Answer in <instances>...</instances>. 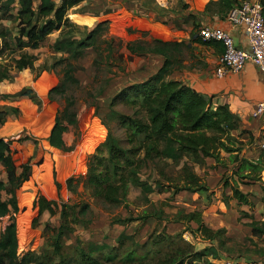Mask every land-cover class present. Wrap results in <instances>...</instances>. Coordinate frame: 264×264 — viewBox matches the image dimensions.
Here are the masks:
<instances>
[{"label": "rangeland", "instance_id": "374dc122", "mask_svg": "<svg viewBox=\"0 0 264 264\" xmlns=\"http://www.w3.org/2000/svg\"><path fill=\"white\" fill-rule=\"evenodd\" d=\"M88 1L68 9L65 25L50 33L36 48L9 49L0 53V138L9 142L11 155L19 170L23 165L29 167V178L15 189L20 210L13 217L17 223L21 252L29 249L39 252L49 247L52 231L60 223L58 213L50 215L45 211L38 215L33 199L43 195L58 203L89 205L91 213L87 216L92 215L93 222L84 228L76 226L71 235L65 233L63 242L68 251L77 243L83 244L87 250L91 247L86 245L88 242L116 245L121 233L126 235L125 243L140 244L156 231L171 235L181 233L182 239L192 244L194 250L213 246L217 254L210 253L206 258L214 264H258L261 260L259 256L263 261L264 237L253 236L248 223L251 218L259 225L264 222V172L260 181L247 183V186L240 184L251 189L250 192L245 190L254 202L248 206L231 198L227 202L224 200L222 177L231 173L233 166L230 164L228 168H219L214 166L212 159L202 165L192 164L190 157L185 156L178 163L166 159V164H160L167 177L164 180L149 163L140 169V178L151 182L161 179L166 186H170L163 192L153 191L147 195L155 207H161L165 213L163 219L147 222L132 220L123 225L115 222V219L136 216L143 208L151 207L144 204V195L138 187L130 186L126 197L117 204L107 203L91 194L87 182L88 169L91 163L106 159L107 131L122 146L128 147L125 144V129L117 114H132L137 107L122 96L114 99L111 106V98L122 87L151 73L156 57L151 50L161 45L166 35L172 37L169 41H180L176 50L173 46L170 48L172 64L168 78L179 79L175 75L189 67L191 61L194 63V58L191 57L190 47L185 45L191 34L185 40L184 33L175 35L171 31L180 21L157 17L149 9L136 11L135 6H130L134 10L128 8L110 12L105 9L103 0ZM17 7L13 4L8 12L0 10V17H6L0 21V27H9L16 32L17 22L8 17L16 14ZM160 22L171 33L164 26L158 28ZM95 29L93 39H86ZM83 39L90 42L88 47L79 45ZM128 46L136 51L131 52ZM140 47L144 50L140 51ZM23 53L25 64L23 68H18L15 59ZM128 93L131 97L134 92L129 89ZM55 117H59L66 126L64 147L59 149L50 147L47 140ZM238 138L243 141L241 154L250 158L259 153L264 143L259 139L250 143ZM221 155L227 157L226 152ZM186 158L208 186L207 191L201 190L200 194L173 191L171 185L180 183L179 172ZM0 178L5 180L1 165ZM68 178L72 179L74 192L68 191ZM56 182L60 188L56 187ZM8 197V192L3 193V198ZM79 208L77 205L76 209ZM177 210L199 211L205 224L212 229L224 228V235L222 233L210 241L191 233L186 230L185 223L175 219ZM10 215L0 220V235L12 217L9 218ZM190 225L194 227L195 223ZM221 239L223 248L216 246ZM157 247L148 245L150 249ZM161 253H155L154 257ZM204 259L195 258L192 262L202 264Z\"/></svg>", "mask_w": 264, "mask_h": 264}, {"label": "trees", "instance_id": "16d2710c", "mask_svg": "<svg viewBox=\"0 0 264 264\" xmlns=\"http://www.w3.org/2000/svg\"><path fill=\"white\" fill-rule=\"evenodd\" d=\"M1 1V0H0ZM83 0H5L0 3V10L8 12L13 4H17L15 15H9L16 21V32L9 27H0V53L5 50H22L25 47L36 48L50 33L61 29L66 23L67 10L78 5ZM264 16V0H260ZM6 17H0L3 20ZM91 31L86 39L91 40L94 33ZM83 39L79 42L82 47H88L90 42ZM180 41L163 40L161 45L155 46L151 51L161 57L159 65H152L153 72L134 83L122 87L111 98L110 105L119 96L126 98L133 106L132 114L118 113L117 118L124 127L125 144L121 143L107 131L106 149L107 157L98 162L91 163L88 169L87 182L91 187V194L101 198L107 203L117 204L126 197L130 186L138 187L144 195V204L150 208H143L136 216L115 219V222L126 224L128 221L139 220L147 222L150 219H163L165 213L161 207L156 208L147 195L153 191L163 192L166 186L161 179H142L140 169L149 163L157 169L160 178L166 180L163 167L166 159L179 162L184 156L190 157L193 163L202 165L206 158H212L214 166L228 168L232 171L228 176L222 177V193L224 200L234 199L240 204L252 206L250 193L239 188V184H247L261 180L264 172V149L253 158L241 154L243 141L235 133L238 128V118L227 104L213 105L212 98L205 96L199 90L182 80L168 78L171 72L172 57L170 48L175 50ZM187 46V43H185ZM131 52L136 51L128 46ZM140 51L144 48L140 47ZM24 53L15 59V65L23 68ZM69 77V75H68ZM72 80L73 78L70 77ZM134 93L130 97L128 90ZM60 90V89H59ZM65 124L59 117H55L48 135V144L52 148H63V133ZM252 137H250L251 139ZM227 153V157L221 155ZM189 158L182 161L180 168V183L171 185L173 191L186 190L196 193L199 190H208ZM0 165L4 168L5 180L0 179V220L9 216V222L4 226L0 235V264H193L195 258H205L202 264H214L206 256L210 253L217 254L213 246L194 250L193 245L184 241L181 233L174 235L166 232L150 233L143 243L127 244L125 233L118 236L116 245L107 243L88 242L85 249L83 244L72 245L70 251L63 242L65 233L71 235L76 225L86 227L92 221L88 203H72L65 201L58 203L54 199H47L37 195L33 199V206L38 208V215L47 211L50 215L58 213L59 225L52 231L50 246L42 251L27 250L21 252L16 213L20 210L16 199L17 185L29 178L27 165L22 170L15 164L11 155L9 142L0 138ZM224 175V174H223ZM9 184V188L7 187ZM68 191L74 192L72 179H67ZM56 187L60 184L56 182ZM166 188V189H165ZM264 189V185L262 186ZM225 190L228 191L227 195ZM9 197L3 198V193ZM79 205L80 208L76 209ZM264 214V213H263ZM82 216V217H81ZM83 216H87L83 219ZM264 216V215H263ZM177 221L186 224V230L200 235L207 240H214L223 233L224 228L212 229L202 221L197 210H177ZM195 223L191 226L190 223ZM248 225L253 236L264 237V222L260 225L251 218ZM182 244H180V243ZM161 244V246H160ZM165 244V245H162ZM148 245L159 246L150 249ZM216 246L223 248V241ZM215 246V247H216ZM162 252L157 258L155 253ZM194 257V258H193Z\"/></svg>", "mask_w": 264, "mask_h": 264}, {"label": "crops", "instance_id": "0c3cea01", "mask_svg": "<svg viewBox=\"0 0 264 264\" xmlns=\"http://www.w3.org/2000/svg\"><path fill=\"white\" fill-rule=\"evenodd\" d=\"M3 1L5 0H1L0 3ZM34 1L37 2V0ZM87 1L88 0H83L80 3ZM91 1L98 2L99 0H89L88 2L91 3ZM241 1L242 0H103L102 2L105 4V9H108L110 12H116L119 9L127 10L128 8L134 10L130 6H135L136 11L140 8L149 9L157 17L164 19L168 18L170 21H180L178 24L175 23L176 25L172 27L171 31L175 35H178V32H181L180 34H186H183L185 40L187 36L191 34V39L186 41V43L187 47H190L192 52L191 57L194 58L192 59L194 63L193 61L188 63L189 67L185 68L182 72H178V74L175 75L177 76L176 78L190 84L193 88L205 94V96H210L214 106L218 104H227L238 118V128L235 133L242 140H248V142L251 143L255 139H259L264 142V121L253 116L256 102L264 100V74L248 60L241 71L235 73L230 72L221 78L216 77L214 70L218 65L219 56L223 51V45L219 41H204L198 35V30L201 27H222L230 30L237 46L250 52V45L245 34L240 29L233 28L227 18L229 10L238 5ZM181 22L183 25H181ZM158 24V28L164 26L161 22ZM165 28L167 29V27ZM171 31L168 30V33H171ZM162 40H172V37L166 35ZM160 61L161 57L156 56L154 67H156L157 64L159 65ZM250 137L252 138L250 139ZM208 159L212 158H206L205 162H207L206 160ZM0 179L4 180L3 178ZM240 184L239 188L241 190H249L248 187L243 188ZM242 185L247 186V184ZM205 191L207 190H204V192ZM196 193L200 194L202 191L199 190ZM227 193L228 191L225 190L226 195ZM92 222L93 220L86 227L91 225ZM81 227L84 228V226ZM259 258L261 260L258 264H264V260L262 261L261 256H259Z\"/></svg>", "mask_w": 264, "mask_h": 264}, {"label": "built area", "instance_id": "2783aa9c", "mask_svg": "<svg viewBox=\"0 0 264 264\" xmlns=\"http://www.w3.org/2000/svg\"><path fill=\"white\" fill-rule=\"evenodd\" d=\"M227 18L233 28L240 29L245 34L250 52L236 45L230 30L218 26L199 28L198 35L202 40L219 41L223 45L214 70L215 76L221 78L230 72H239L248 60L264 74V16L260 0H242L229 10ZM253 116L264 121V100L256 102ZM261 146L263 149L264 143Z\"/></svg>", "mask_w": 264, "mask_h": 264}]
</instances>
